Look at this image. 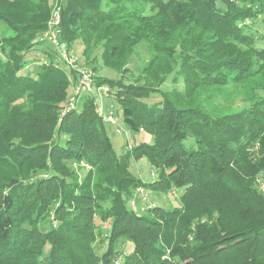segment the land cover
Segmentation results:
<instances>
[{
  "label": "trees",
  "instance_id": "trees-1",
  "mask_svg": "<svg viewBox=\"0 0 264 264\" xmlns=\"http://www.w3.org/2000/svg\"><path fill=\"white\" fill-rule=\"evenodd\" d=\"M54 3L61 44L151 142L117 155L94 96L61 115L73 72L50 45L26 58ZM0 26V264H264V0H0ZM140 158L155 178L132 174ZM137 188L177 204L138 213Z\"/></svg>",
  "mask_w": 264,
  "mask_h": 264
},
{
  "label": "rangeland",
  "instance_id": "rangeland-1",
  "mask_svg": "<svg viewBox=\"0 0 264 264\" xmlns=\"http://www.w3.org/2000/svg\"><path fill=\"white\" fill-rule=\"evenodd\" d=\"M0 30H4V29L0 26ZM42 43L46 44V42H42ZM262 44L264 43L260 42V45ZM46 45L47 46L44 45L43 48H41L40 50L38 49L36 52H34V55L33 53H31L26 58L31 61L34 60V57H39L41 59V57H43L42 56L43 49L49 47L48 46L49 44ZM81 48L79 47L78 44H74L72 48L73 52H75V54L77 55L76 57L78 58L81 57L80 56ZM149 55H150L149 51L147 47L144 45V43L140 44L137 48L136 53L130 56L128 65L126 67L127 73L125 74V79H126L125 81L133 82L137 78V76L140 74V69L142 65L146 62ZM97 61H98L97 67L99 74L113 78L114 77L116 78L120 75V72H115L113 70L108 69L107 67H104L102 65L100 58ZM173 88L181 89L182 88L181 80H177V82H173L171 79H168L161 86V89L164 91L171 90ZM110 93L111 91L107 95H103L100 94L99 91L95 90L93 96L95 98L96 105L100 106L103 109L102 113L103 112L105 113L107 111H112L114 115H116L117 117L116 125H110L109 123L104 121L106 125V130L108 132V135L110 136L115 153L119 155L120 153H123V151L127 150L131 145H135L140 142H148V143L151 142L152 139L149 134L143 131L135 132L133 131V129H131L130 127H128L127 125L121 122V115H120L121 109ZM159 99H160V95L157 92L150 94V96L146 98L144 102L147 104H151L155 101H158ZM218 101H220V99L214 97V102H218ZM239 103H240L239 98H237L235 100V105ZM129 164H130L131 172L135 177H140L144 181H149L150 179L155 178L156 173L154 169L150 167V165L148 164L145 158H140L137 161L131 159L129 161ZM258 176H261V178H263L264 180V177L261 174ZM134 194L135 197H137L135 198V204L130 205V203H128L126 207L135 210L138 213H141L143 207L150 206L151 204H158L164 207L170 204L173 205L174 203L177 204L176 197L171 193L156 195L154 192H151L150 190L142 189V193H137L135 190ZM120 243H121L120 244L121 247L119 245L118 248L121 251L129 252L132 249V244L130 242H126V243L120 242ZM104 245L97 243L95 245V249H97V251L100 252L104 248Z\"/></svg>",
  "mask_w": 264,
  "mask_h": 264
},
{
  "label": "built area",
  "instance_id": "built-area-1",
  "mask_svg": "<svg viewBox=\"0 0 264 264\" xmlns=\"http://www.w3.org/2000/svg\"><path fill=\"white\" fill-rule=\"evenodd\" d=\"M46 23V29L37 37L39 42H46L52 47V54H54L53 64L54 67H63L73 72V79L67 95V101L62 108L61 115L65 112H69L77 107L78 102L88 96H93L95 90L99 91L100 94L107 95L111 90L106 86H96L93 80V72L82 65L77 55L72 49H68L60 42V7L57 3H54L48 16ZM40 62L46 63L47 58L41 57ZM100 109V111H99ZM100 106L96 107L97 114L110 125H116L117 117L112 111L102 113ZM119 130V129H118ZM139 131H142L140 128ZM255 184L264 193V180L261 176L255 179ZM137 193H142V188L136 189ZM134 199L130 201L131 205H134ZM153 205V204H151ZM150 205V206H151ZM115 264H120V260H116Z\"/></svg>",
  "mask_w": 264,
  "mask_h": 264
}]
</instances>
